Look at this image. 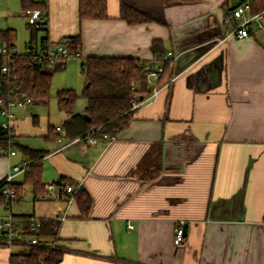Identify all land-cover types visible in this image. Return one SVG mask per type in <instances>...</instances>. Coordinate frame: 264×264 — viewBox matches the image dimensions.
I'll use <instances>...</instances> for the list:
<instances>
[{
	"label": "crops",
	"instance_id": "crops-1",
	"mask_svg": "<svg viewBox=\"0 0 264 264\" xmlns=\"http://www.w3.org/2000/svg\"><path fill=\"white\" fill-rule=\"evenodd\" d=\"M27 1L47 8L48 30L37 41L80 37L83 61L151 63L154 41L163 58L174 55L157 82L167 87L109 143L85 144L65 128L64 113L52 124L34 103L11 108L18 147L15 156L0 155V183L14 174L10 184L20 194L10 208L0 203V217L60 221L55 240L44 239L65 251L58 264H264V35L221 42L241 0H107L108 19L83 21L79 0ZM248 1L253 12L264 9V0ZM122 3L151 21L128 24ZM24 151L43 154L36 187L26 172H13L31 164ZM61 182L81 184L91 197L87 217L74 196L45 187ZM181 221L185 238L177 245ZM16 252L0 243V264Z\"/></svg>",
	"mask_w": 264,
	"mask_h": 264
},
{
	"label": "trees",
	"instance_id": "trees-1",
	"mask_svg": "<svg viewBox=\"0 0 264 264\" xmlns=\"http://www.w3.org/2000/svg\"><path fill=\"white\" fill-rule=\"evenodd\" d=\"M181 2H194L198 0H169ZM23 9H41L47 12V8L41 3H32L23 0ZM79 18L83 20H105L108 19L107 0H79ZM120 18L130 25L150 22L151 19L142 13L134 10L126 4L120 6ZM32 35L29 43L36 44V34L42 31L30 26ZM72 41V50L77 51L81 46L80 37H68ZM47 39L43 37L42 40ZM12 30L0 31V45L15 47L13 43ZM154 59L162 58L163 50L161 43L154 41L152 45ZM5 59L0 56V66L5 64ZM66 62H59L52 68L48 65H31L33 60L30 56L19 54L10 64V72L7 75L0 73V98L10 100L12 98L27 95L31 97L36 105H49L51 95L50 88L52 78L56 71L65 68ZM148 62L133 58H99L90 57L81 64V72L85 78V86L82 91V98L87 102L85 114L89 116V121L82 115L75 114L76 103L79 99L74 90H60L57 93L58 110L70 119L65 123V128L74 136L84 137L92 128H98L100 133L103 129L116 137L125 130L132 122L136 110L132 109L133 91L131 83L133 81L143 83L146 78L145 66ZM166 70V67H165ZM11 141H15L14 133L4 132L0 129V148H7ZM16 143V141H15ZM16 148L18 144L16 143ZM28 154L32 162L26 172V182L34 187L40 185L36 172L39 168L43 154L36 151H24ZM6 185L0 183V203L10 208L11 204L18 199L19 189L14 184L8 185L14 192V197L1 193V189ZM83 217H87L91 208V197L82 188L74 195ZM24 222H28L31 216H18ZM61 222L57 219L46 220L38 237L44 239H54L57 237V229ZM55 240V239H54ZM23 252V253H22ZM64 250L59 247L47 249L44 247H31L13 253L11 264H58L61 262Z\"/></svg>",
	"mask_w": 264,
	"mask_h": 264
},
{
	"label": "built area",
	"instance_id": "built-area-1",
	"mask_svg": "<svg viewBox=\"0 0 264 264\" xmlns=\"http://www.w3.org/2000/svg\"><path fill=\"white\" fill-rule=\"evenodd\" d=\"M23 17L27 20L28 25L33 26L39 31L48 30V15L44 10L33 9L27 10L23 13ZM236 21V26L233 27L231 33L225 39L221 40L224 42L229 37H235L237 39H246L253 36L264 35V9L253 12L251 3L248 0H241L231 12L228 13L226 23ZM72 41L68 37L62 38L58 41H50L45 39L37 41V43H28L26 50L23 54L28 55L32 58L33 65L46 66L52 68L59 62H66L71 59L80 58V52L72 50ZM20 53L15 47H7L0 45V56L5 59V64L0 66V73L7 75L10 72V64ZM173 52L168 54L160 61L154 59L153 62L148 63L145 66L146 78L143 83L133 81L131 83V89L133 91L132 98V109L137 110L149 101L151 98L156 97L162 88L167 87L168 83L160 87L157 82L161 76L165 73L164 61L172 57ZM152 90L151 92L149 90ZM34 101L27 95H21L10 100H4L0 98V117L6 119L5 122L0 124V129L4 132L14 133V126L12 124L15 119V113L12 112L11 108L26 109L33 105ZM61 130L60 127L57 128ZM98 128L92 127L87 134L82 137L85 144H96L99 142H111L116 137L110 135L106 129L100 133ZM15 141H11L7 148H0V155L4 156H15L16 145ZM29 169V162L25 160L22 165H16L13 167L15 174L25 173ZM14 174L8 175L4 182L6 185L1 189V193L10 195L13 198L14 192H12L8 185L12 182ZM48 190L55 189L59 195H66L67 197H73L78 190L82 189L81 184L73 183H57V184H46ZM46 220H40L32 217L28 222H24L22 218L15 217L13 214L8 213L0 217V243L8 247H16L18 251L25 250L31 247H44L47 249H55L58 247L56 244L42 241L37 233L42 228ZM132 228V226H130ZM185 238V222L181 221L177 224L175 230V244L179 245L184 241ZM23 253V252H22Z\"/></svg>",
	"mask_w": 264,
	"mask_h": 264
},
{
	"label": "rangeland",
	"instance_id": "rangeland-1",
	"mask_svg": "<svg viewBox=\"0 0 264 264\" xmlns=\"http://www.w3.org/2000/svg\"><path fill=\"white\" fill-rule=\"evenodd\" d=\"M24 13L22 0H0V31L12 29L15 31V43L18 52L23 54L25 51V41H27L30 32L26 26L27 20L22 17ZM80 58L69 60L65 69L56 71L52 78L50 88L49 105H38L35 112L39 117H50V123L57 124L62 118L63 113L58 110L57 93L60 90H74L79 99L76 103L75 111L85 112L87 102L82 98V91L85 85V78L81 72Z\"/></svg>",
	"mask_w": 264,
	"mask_h": 264
},
{
	"label": "water",
	"instance_id": "water-1",
	"mask_svg": "<svg viewBox=\"0 0 264 264\" xmlns=\"http://www.w3.org/2000/svg\"><path fill=\"white\" fill-rule=\"evenodd\" d=\"M84 117L89 121V116H87L86 114L84 115Z\"/></svg>",
	"mask_w": 264,
	"mask_h": 264
}]
</instances>
